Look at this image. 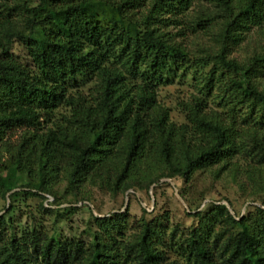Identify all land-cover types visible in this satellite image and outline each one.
Listing matches in <instances>:
<instances>
[{
	"label": "trees",
	"instance_id": "trees-1",
	"mask_svg": "<svg viewBox=\"0 0 264 264\" xmlns=\"http://www.w3.org/2000/svg\"><path fill=\"white\" fill-rule=\"evenodd\" d=\"M12 3L0 19V160L5 152L9 162L0 264H264V44L244 61L230 56L264 29V0ZM16 44L31 66L15 59ZM176 79L195 91L178 104L181 124L158 99ZM65 106L72 113L55 119ZM201 171L243 176L252 206L242 215L226 199L189 209L187 233L155 206L133 223L128 208L92 210L93 190L150 199ZM27 196L41 200L50 230L15 220ZM83 210L85 230L66 235L61 226Z\"/></svg>",
	"mask_w": 264,
	"mask_h": 264
},
{
	"label": "rangeland",
	"instance_id": "rangeland-1",
	"mask_svg": "<svg viewBox=\"0 0 264 264\" xmlns=\"http://www.w3.org/2000/svg\"><path fill=\"white\" fill-rule=\"evenodd\" d=\"M11 8H13L12 0H0V19L3 20L9 12L11 13ZM263 34L264 29L257 32L256 27H253L249 35L250 41L246 40L250 42L249 45L245 43L238 45L234 48V51L230 53V56L236 58L240 62L244 61L248 56L253 54L254 49H256L255 46L258 45L257 47H259L264 44ZM187 39L191 40V35H189ZM199 43L202 44L198 39L194 41L193 45L188 43V47L190 50H193L198 47L197 45ZM13 56L17 61L31 66V61L21 45H15ZM188 81L180 82L176 79L173 85L161 87L158 91V99L170 109L172 119L178 124L186 122L178 106L179 102L187 101L191 95L195 94L194 89H192V81ZM70 113H72V106H65L60 108L54 117L57 120H61ZM12 132L13 134L9 137L10 143H16L21 132L19 129H14ZM1 154L3 158L0 160V171L2 166L4 167L9 163L8 155L5 152H1ZM243 181V176H239V181L234 182L228 173H224L218 179H214L209 173L201 171L195 173L189 183L179 180L176 181L175 184L170 183L169 187L160 189L156 197L150 195V199L144 194L132 195L129 198L120 195L118 197H112L108 194L93 190L90 192L92 210L95 211V214L107 215L128 208L130 222L133 223L142 216V208L151 212L152 208L155 206L157 215L167 214L169 223L173 225V227H176L182 233H187L190 227L196 223L194 218L187 215L188 212H191L189 209L198 211L206 210L207 204H210L211 201L226 199L232 205V209L228 206L232 214L242 215L252 206V197L249 196L250 189L249 187L242 186ZM175 185L178 190L184 192V198L180 196ZM64 190L65 187L61 184L58 187V191L62 201L69 199L64 193ZM40 201L38 197L33 196H27L16 201L15 220L21 222V224H25L30 223V221L34 219L36 223H42L44 227L50 230L52 220L45 216L40 210ZM49 202H52V200L49 199ZM7 204L8 202L5 203L0 198V211L7 206ZM88 219L89 213L86 210L80 211L69 218L68 221L61 226V230L69 236L72 230L75 231V234L79 235L85 230Z\"/></svg>",
	"mask_w": 264,
	"mask_h": 264
}]
</instances>
